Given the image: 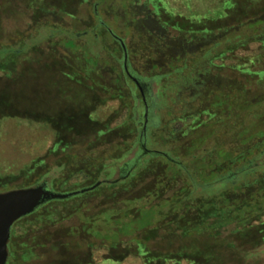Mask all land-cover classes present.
Segmentation results:
<instances>
[{
	"label": "rangeland",
	"instance_id": "1",
	"mask_svg": "<svg viewBox=\"0 0 264 264\" xmlns=\"http://www.w3.org/2000/svg\"><path fill=\"white\" fill-rule=\"evenodd\" d=\"M37 1L56 16L50 14L42 18V23H33ZM129 4L135 6L134 12L140 22L126 24L127 17L129 20L132 17L126 16L123 8ZM94 10L98 14H94ZM262 15L264 0H0V40L19 33L28 46H37L32 51L27 50L13 79L0 74V95L10 96L14 88L21 93L17 100L20 102L18 116L4 115L6 110L0 113V189L25 183V178L32 174L30 168L37 161L48 165L49 172L43 177L44 181L59 175L60 161L65 155L78 156V160L76 158L70 164L76 168L79 158H87L92 152L102 155L107 163L100 179L115 180L120 176L122 163L132 159L141 148L137 131L134 135L136 142L128 156L120 161L107 158L108 151L120 148L125 135L118 131L113 136H102V132L108 133V129L123 125L132 115L139 129L144 112L140 110V100L137 96L136 99L126 96L122 88H116L114 95L104 94L89 88L88 81L71 80L67 75L77 61L63 58L72 55L63 46L69 44L65 40L55 47V41L61 36L77 38L81 43L90 40L93 51L102 54L100 70L103 80L109 83L118 72L116 59L123 62V53L107 27L125 40L134 73L136 70L144 72L142 77H146L151 86L154 103L151 120L154 124L145 130L146 134L150 133L149 140L145 141L147 148L169 152L181 164L188 165L190 171L197 173L196 179L200 184L218 178L222 172L216 173L214 168L228 165L234 159L232 153L243 151L244 147H251V152L233 167L246 165L248 160L263 166L264 142L261 148H254L257 137L242 147L241 142L250 132L241 131L237 123L230 128L219 127L221 115L212 116L210 103L213 100L205 98L204 90L197 86L202 76L196 70L202 56L213 46L203 38L204 30L249 21L250 27L234 28L224 37L217 38V45L206 57L204 65L208 69L213 66L219 74L244 82L251 93L245 102L240 101L239 107L246 108L248 102L263 100V41L250 39L243 45H233L237 41V31L244 30L245 37L260 32L264 22L257 19ZM102 23L107 26L105 30ZM143 23L159 39V44L151 39L154 46L157 44L154 49L150 50L151 47L147 48L145 44L150 39L144 36ZM188 31L192 32L186 33ZM56 33L58 35L50 40L49 37ZM183 33L187 35L186 48L178 44ZM95 38L96 42L93 41ZM105 45L109 50L116 48L113 50L115 59L107 56L110 53ZM157 55L161 59L159 66L172 68L175 64V68H182V78L171 69L173 75L169 81H154L150 73H154L155 60L152 59ZM20 74L22 78L17 79ZM196 74H199V80L188 81ZM86 104L89 105V119L95 123L84 119L73 125L66 124L68 126L51 123L54 118L69 117L72 113L81 112L83 118L87 117L84 111ZM243 114H247V123L251 124L255 118V126L264 129V106L249 109ZM84 175L76 172L63 181V186H56V190L65 191L75 184L91 185L99 180L95 176L86 179ZM261 180L264 183V177ZM194 191L199 194L205 189L198 184ZM254 193L261 192L258 189ZM104 198V194H97L83 203L53 204L50 208L58 216L55 222L52 221L54 215H44L19 225L15 223L12 233L18 230L20 243L38 242L36 250L39 257L27 264H154L157 260L149 259L151 255L165 256L163 264H264V217L241 226L237 232H233L235 226H230L218 238L200 235L173 240L163 237L151 239L146 242V254L138 252L140 244L135 239L130 241L131 236H124L116 248H111L110 241L102 236H81L79 229H92L86 225L81 227V214L95 211ZM152 212V209L143 211L137 226L149 224ZM107 230L105 228V232ZM71 231L76 234H70ZM141 233L142 230H138L132 236H140ZM128 250L131 253L122 260L107 258L123 256Z\"/></svg>",
	"mask_w": 264,
	"mask_h": 264
},
{
	"label": "trees",
	"instance_id": "2",
	"mask_svg": "<svg viewBox=\"0 0 264 264\" xmlns=\"http://www.w3.org/2000/svg\"><path fill=\"white\" fill-rule=\"evenodd\" d=\"M39 4V1H37V4L34 5V13L32 16L33 23L36 25L42 23V18L45 16L50 14L56 16L55 13L46 9L44 5ZM117 7H119V5L116 6V8ZM123 9L125 10L126 16L129 15L130 18L132 17L131 20L127 17L126 24L129 25L134 24L135 22H140L138 15L134 12V5H126ZM96 13L97 11L94 10V14ZM257 20H260L259 22L261 23L264 22V15L260 16ZM143 24L144 36L146 39H150L145 44L147 48L151 47L150 50L154 49L157 44H159V39L152 35V32L146 23ZM263 24L264 23L261 24L260 32L250 34L246 37L243 34L244 30L237 31V41L233 44L234 47L243 45L250 39H260L264 43ZM250 25L249 21H239L223 28L204 30L203 38L213 46L206 52V54H204V56H202L199 66L196 69L197 73L202 76V80L200 81L198 78L199 74H196L194 77H189L188 81L192 83L199 80L197 86L204 90L205 98H211V101L213 100L212 102L210 101V110L213 114L212 116L221 115L218 120L219 127L221 125V127L230 128L234 123H237L241 131L250 132L249 135L243 139V142H241V145H243L242 147H244V144L245 146L249 145L253 139L258 137L253 146L257 149L261 148L263 144L262 142H264V129H258L257 126H255V123L257 122L255 118L251 124L247 123V114L244 115L243 113L249 109L255 110L260 106H264V99L261 101L248 102L246 103L247 105L244 104L246 105V108L239 107V105H241L240 101L245 102L251 93V91L249 92V88L243 81L235 80L231 76L219 74L214 71L212 68L213 66H210L211 69H208L207 66L204 65L206 57L214 51L213 48L217 45V38L224 37L231 29H243L248 26L250 27ZM102 26H104V30L105 27H107L105 24L101 25V27ZM107 29L111 33V29L109 27H107ZM189 32L192 31L186 33ZM57 35L58 33L53 34L49 39L52 40L53 37ZM20 36L21 35L17 33L10 35L5 40H0V74L3 73V76H6L7 79H13L15 77L16 71L21 68V62L25 57L27 50L30 49L32 51L37 48L35 45L31 47L28 46L25 39L20 38ZM62 37L63 36L59 37L58 41H55V44H57L55 47L61 44L62 41L64 42L66 40V42H68L66 44L69 45L63 46L66 50L71 52L72 55H68L67 57L64 56L63 58H68L74 62L77 61L73 65L72 71L67 75L71 80L81 83L88 81L89 88L104 94L110 93L111 95H114L116 88H122L126 96L136 99L135 89L128 84L123 70V63L119 59H116L118 72L114 79L108 83L103 80L100 70V62L103 59L102 54L93 51L90 40H88L89 42L86 41V43H81L77 38L70 36ZM16 38L19 39L17 40ZM67 38H69L68 41ZM151 39L157 40L158 43L154 46L153 44L155 43L152 44ZM93 41L96 42L97 39L95 38ZM114 41L123 53L120 42L116 38H114ZM149 41L150 44H148ZM179 41V47L182 46V48H186L188 46L186 43L187 35L185 36L184 33L180 35ZM55 47H53V49ZM105 49L110 53L107 56L112 60L115 59L114 51H116V48L109 50L105 45ZM84 51H86V55ZM216 52L217 51L214 53ZM158 56L159 55H157L155 59H152L153 61L155 60L153 64L154 73H150V76H152L154 81H169L172 74L171 69H174V74L182 78V68H175V64L172 68L159 66L161 59ZM180 58L181 57H178V59ZM129 63L131 70L133 71L134 69L130 56ZM155 63H157V65ZM141 68H143V65ZM136 72L137 73H134L133 71V73L147 85L146 87L149 90L147 95L150 97L149 105L153 108L154 103L151 86L148 83L147 78L142 77L144 76V72H141L140 70H136ZM21 75L22 74L19 75L20 77L17 76V79L22 78ZM262 75V77H264V72H262ZM15 86L16 84L14 87ZM205 86L207 88H205ZM12 91L13 93H10V96L0 95V113L6 110L7 113L4 115L18 116L19 114H17V111L19 110L18 106L20 105V102L17 100L21 96V93L15 88L12 89ZM221 98L222 100H219ZM84 111L87 117L83 118V114L79 111L80 113H72L69 117H63L60 119L54 118L51 120V123H55L56 126H68L70 123H72V125L79 123V121H82L83 119L86 120L85 122L91 121L92 119L90 120V117L88 116V111H90L88 104L84 106ZM236 111H238V113H236ZM200 112L203 111L201 110ZM231 120H234L232 124ZM93 123H95V121H93ZM153 124L150 115L147 127L150 128ZM245 126L247 127L245 128ZM108 131L110 132L105 133V131H103L102 133L104 135L102 136H113L118 131L121 135H125V140L123 144H120L121 146L119 149H111L107 152V158L116 161H120L131 152L133 145L136 142L134 138L135 132L138 131L139 133V142L140 136L143 132L142 127L137 129V124L133 115L130 116L123 125L114 129H108ZM214 133L215 132L212 134ZM149 135L150 133H144V143L146 140H149ZM191 146L195 147V144ZM250 148L251 147H244L243 151L233 152L232 156L234 159H232L228 165L214 168L216 173L222 172L218 178H214L212 181L208 182L203 181V184H200L196 179L197 173L190 171L188 165L181 164V162L176 160L169 152L167 153L171 158L164 155H152L146 153L141 147L132 159H126L122 163V166H120V176L118 181L111 183L105 182L94 190L87 191L68 199L51 200L40 206L32 214L18 220L16 223L19 225L23 221L42 217L44 215H48L49 217L53 216L54 211L53 208L50 207L58 202L65 204L72 201L83 203L87 201L89 197L97 194H104L105 198L102 201V204L99 205L100 207H97V209L91 213L81 214V227L86 225L88 228L92 229H79V233L84 237L102 236L104 240L106 239L110 241L111 248H116L124 236H131L129 239L130 241L135 239L140 244L138 252L146 254V242L159 237L171 240L200 235L218 238L227 231L230 226H235L233 232H237L240 230L238 228L241 226L251 224V222L261 220L264 217V183L261 180V177H264V165L257 166L254 164L253 160H248L246 165L233 167L241 160H245L243 158L251 152ZM92 153H89L87 158H79L80 163L76 164V168H74V166L71 167L70 164L76 161L78 156H75L74 154L65 155L62 161H60L61 168L59 175L47 180L48 186L55 191H58L56 190V186H63L61 185L63 184V181L68 177L73 176L76 172L85 173L84 177H86V179L90 176H95L100 180V176L106 170L107 163L104 162V157L102 155H95L94 153L90 157ZM91 161H94L93 164H95L91 165ZM30 169L32 174L25 178V183L16 187L3 186L0 191L35 185L41 182V180L43 181V177L49 172L48 165L42 161H37V163H35ZM34 176L36 177L33 178ZM198 184L205 189L204 193H195L194 189ZM91 185L75 184L69 188L64 187L68 190L59 192L74 191ZM219 185L221 186L219 187ZM258 189L261 193H254V190ZM149 209L153 210L149 224L138 227L136 224L138 219L141 218L143 211ZM57 218L58 216L55 214L52 217V221L55 222ZM105 228L109 230L105 232ZM138 230H142L141 235L132 236L135 231L138 232ZM70 234L75 235L76 232L71 231ZM18 239V230L15 229L9 242L10 257L8 264H27L33 259L39 257L38 251L36 250L38 242L26 244L20 243ZM130 253L131 252L129 251L123 256L118 255L107 258L122 260ZM153 258L157 260L154 264H163L166 257H160L158 255L149 256V259Z\"/></svg>",
	"mask_w": 264,
	"mask_h": 264
},
{
	"label": "water",
	"instance_id": "3",
	"mask_svg": "<svg viewBox=\"0 0 264 264\" xmlns=\"http://www.w3.org/2000/svg\"><path fill=\"white\" fill-rule=\"evenodd\" d=\"M110 31L122 46V63L127 82L133 89H135V91L137 90L138 93L139 90L142 91V89L147 88V85L146 83L142 82L139 77H137L131 70L129 63V52L125 40L115 34L112 30ZM136 87L139 88V90L136 89ZM146 153L152 155H164L171 158L167 152L161 150H152L147 148ZM114 181H118V179H100L88 187L69 192H59L49 187L47 180H44L32 186L0 191V264H8L10 257L9 242L12 235V227L18 220L32 214L40 206L51 200L68 199L87 191L94 190L105 182L111 183Z\"/></svg>",
	"mask_w": 264,
	"mask_h": 264
},
{
	"label": "flooded vegetation",
	"instance_id": "4",
	"mask_svg": "<svg viewBox=\"0 0 264 264\" xmlns=\"http://www.w3.org/2000/svg\"><path fill=\"white\" fill-rule=\"evenodd\" d=\"M136 89L139 90V88L136 87ZM149 90L147 88H144L141 90L138 91L137 93V90L135 91L136 92V96L139 98L140 100V106H141V111H144L143 112V115L141 117V122H142V135L140 136V141H141V147L142 149L144 150V152H146V149H147V146H146V143L143 142V137H144V133H145V130L147 129V126H148V123H149V120H150V115H151V107L149 105V98L148 95H147V92Z\"/></svg>",
	"mask_w": 264,
	"mask_h": 264
}]
</instances>
